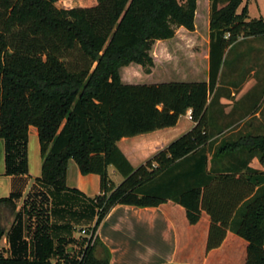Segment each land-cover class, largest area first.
Instances as JSON below:
<instances>
[{
    "label": "trees",
    "instance_id": "trees-1",
    "mask_svg": "<svg viewBox=\"0 0 264 264\" xmlns=\"http://www.w3.org/2000/svg\"><path fill=\"white\" fill-rule=\"evenodd\" d=\"M56 1L0 0L5 174H28L27 140L33 127L42 158L36 181L45 190L25 201L30 258L21 227L14 226V200L20 194L0 199V211L14 215L12 256H0V264H52L47 192L82 196L66 187L70 160L82 175L99 177V195L88 199L96 210L91 230L116 205L147 208L170 201L184 210L191 226L202 212L208 216L206 253L232 232L245 244L243 264H264V172L249 167L254 156L264 162V135L222 140L212 156L213 163L229 159L222 170H208L206 156L216 143L207 132V102L226 50L242 37L264 35V20L250 19L246 6L239 12L244 0H210L207 81L129 84L121 81L119 69L133 63L150 74L154 43L174 38L178 30L194 32L198 0H95L92 7L71 9L56 8ZM188 111L193 127L143 164L132 167L118 149L123 138L176 126ZM108 166L122 177L119 185L109 179ZM38 197L42 210L34 203ZM7 233L0 221V237ZM62 244L57 242L58 252ZM97 245V238L85 244L76 263L108 264L107 253L102 259L94 256ZM73 263L74 258L65 264Z\"/></svg>",
    "mask_w": 264,
    "mask_h": 264
},
{
    "label": "crops",
    "instance_id": "crops-1",
    "mask_svg": "<svg viewBox=\"0 0 264 264\" xmlns=\"http://www.w3.org/2000/svg\"><path fill=\"white\" fill-rule=\"evenodd\" d=\"M177 35L185 37L186 33L178 30L175 37H178ZM175 37L174 39H177ZM243 38L251 39V41H247L250 44V47L248 46L250 49L248 48L246 51V42H243ZM200 39L206 42L204 47L198 46V52L191 50L187 53L191 66L188 65L189 60H187V71L176 72L182 77L180 82H206L208 79L209 35L207 40L204 37ZM200 39L197 38L198 42L196 43H199ZM236 47L239 49L238 52L233 55L231 60H227L231 50ZM226 51L216 89L207 102V132H211L213 135L210 140H216L224 135L220 140H216L211 152L206 154L208 170L213 166L217 170H222L228 164L229 159L226 158L224 160L216 159L218 162L213 163V153L222 140L227 142L245 135H264V73H259L254 69L242 72L235 66L244 58L253 57L256 53H264V35L242 37ZM199 56L201 57L200 63L198 62ZM173 58L170 57V54L164 58V64L170 69L173 67ZM197 62L204 70L205 79L203 81H196L199 76ZM226 65H228L229 71L224 73ZM180 118H184L186 121L185 130H176L179 119L176 126L172 128L123 138L116 145L130 165L135 168L193 127V123L186 115ZM36 155L38 159H36ZM27 156L28 174L26 176L6 175L4 148L0 140V199L8 198L14 192L20 194L14 200L18 215L14 226L21 227V241L25 245L26 256L30 258L32 236L26 230L25 196L38 190L45 191L36 181L40 177L37 165L40 166L42 158L37 132L33 127L28 131ZM257 160L258 158L254 156L249 164L253 170H256L252 166L253 162ZM257 171L264 172V169ZM79 174L81 173L79 172ZM66 187L79 191L82 196L70 192L59 194L47 192L49 196L48 234L53 242V252L49 261L52 264H65L67 259L74 258L75 253L69 239L70 229L73 225L82 223L84 227L81 229H90L96 222V210L90 205L88 199L99 195V187L97 194H90L88 197L77 187L72 188L67 183V173ZM208 223V216L202 212L199 222L196 225H189L184 210L170 201L159 207L147 208L116 205L110 209L95 230L99 245L95 248L94 256L97 259H102L107 253L108 264H243L245 244L232 232L227 234L219 248L209 253L205 252ZM9 234L8 230L6 235L0 237V256H12L13 248ZM58 241H64L60 252L57 251Z\"/></svg>",
    "mask_w": 264,
    "mask_h": 264
},
{
    "label": "rangeland",
    "instance_id": "rangeland-1",
    "mask_svg": "<svg viewBox=\"0 0 264 264\" xmlns=\"http://www.w3.org/2000/svg\"><path fill=\"white\" fill-rule=\"evenodd\" d=\"M95 4H96L95 0H58L55 3V7L58 9L89 8V7L94 6ZM210 4H211L210 0H198L197 1V8H196L195 19H194V25H195L194 32L186 34L185 37L183 35H180V36L177 35L178 37L174 36L177 39L173 38L172 40L170 39L168 42L162 41V42L154 43V45L152 46L151 52H150L153 58V62H154V65L151 68L150 74H146L144 71V68H142L141 66L131 63L128 67L119 69L118 73L121 78V81L123 83H129V84H159V83L180 82L182 80V77L176 74V72L178 73L181 70H186L188 65L191 66L190 57H188L187 53L190 52L191 50H193L194 52H198V46H201L202 48L204 47V43L206 44V42L203 40L201 41L200 38L204 37L207 40V37L209 35L208 34V23H209L208 15H209ZM244 6H246V14L249 16L250 19H256V20H259L260 18L264 19V0H244L242 3V6L239 8V12ZM197 38L200 39L199 43H196L198 42ZM243 40H244L243 42H246V45H245V51H246L250 47V44H248L249 42L247 41H251V39L245 40L243 38ZM238 50L239 49L237 47L231 50V52L228 55L227 60H231L233 58V55L236 54ZM168 54H170V57H174L173 64H172L173 67L171 69L168 68L166 64H164V58H167ZM263 55L264 53H260V54L256 53V55L254 54L253 57L247 55L249 56L248 58L246 59L244 58L243 61L240 60V62H238V64L235 66L242 72L243 71L247 72V71L254 69V70H257L259 73L261 72L264 73V56ZM200 56H199V61H198L199 63H200V58H201ZM187 60H189L188 65H187ZM199 63L197 65L198 70H199V76L197 75L198 80L196 81H203L205 79V75L203 76L204 70H202L201 65ZM228 71H229L228 65H226L224 73H227ZM177 126L178 128L176 130H185L187 126L185 119L180 118ZM221 137H218L216 140H220ZM30 159L32 160V157ZM36 159H38V156L36 157ZM27 162H28V156H27ZM252 166L256 170H263L264 162L261 163L259 160H257L253 162ZM37 168H38L39 173L41 174V163H40V166L37 165ZM30 172L32 173L31 168H30ZM107 174H108L109 179L115 185H119L123 180L122 177L111 166L107 167ZM79 180L80 182H78ZM67 183L72 188L77 187L81 192H83L88 197H90V194L95 195L99 192L98 176L92 175V174H87V175L79 174V171L75 163L72 160L68 162ZM35 193H38V192L35 191ZM32 194L33 193H28L25 196V201L28 200L29 202L30 196ZM39 201H40V197H38V199H36L34 203L35 205H37L38 209L42 210V207ZM43 204L44 203H42V205ZM25 218L27 219V217ZM13 219H14V215H11L4 208L1 209L0 221H1L3 228L6 231L9 230ZM25 223L27 224L28 220ZM34 226L35 224L31 223L32 230ZM82 227H84L82 223L73 225L69 233V239L71 241V248L73 249V252L75 253L73 264H77L76 262L79 259L81 251L85 247V244L87 243L86 237L84 235H81L80 233V230ZM29 234L31 235V233Z\"/></svg>",
    "mask_w": 264,
    "mask_h": 264
},
{
    "label": "built area",
    "instance_id": "built-area-1",
    "mask_svg": "<svg viewBox=\"0 0 264 264\" xmlns=\"http://www.w3.org/2000/svg\"><path fill=\"white\" fill-rule=\"evenodd\" d=\"M187 118L190 120V112L188 111L186 114ZM81 235H84L87 239V243H90L92 245L96 239L95 231L91 229H81L80 230Z\"/></svg>",
    "mask_w": 264,
    "mask_h": 264
}]
</instances>
